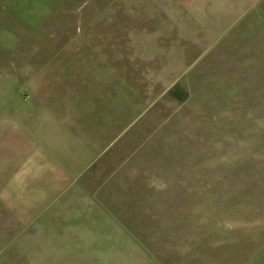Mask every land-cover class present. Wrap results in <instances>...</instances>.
Listing matches in <instances>:
<instances>
[{"label": "rangeland", "instance_id": "rangeland-1", "mask_svg": "<svg viewBox=\"0 0 264 264\" xmlns=\"http://www.w3.org/2000/svg\"><path fill=\"white\" fill-rule=\"evenodd\" d=\"M113 1L0 0L9 152L22 112L79 103L84 79L94 89V73L119 70L112 57L143 54L127 47V16L107 13ZM168 70L159 96L147 90L127 109L108 93V153L120 148L55 191L6 264H264V0Z\"/></svg>", "mask_w": 264, "mask_h": 264}, {"label": "crops", "instance_id": "crops-1", "mask_svg": "<svg viewBox=\"0 0 264 264\" xmlns=\"http://www.w3.org/2000/svg\"><path fill=\"white\" fill-rule=\"evenodd\" d=\"M261 2H112L107 13L127 16L126 30L130 32L127 47L132 48L131 51L136 46L145 48L143 54L128 55L127 65H119L112 57V63L118 65L120 71L113 69L88 75L96 76L95 87L92 89L84 79L86 91L80 94L79 103L64 104L61 108L48 105L45 116L43 109L30 108V115L22 112L20 127L16 123V131L21 134L14 135V152L7 150V140L0 141V264H6L7 255L21 253V248L11 244L21 237L26 227L35 225L49 212L56 190H65L78 175L98 160L110 158L120 148L108 153L117 138L112 139L111 135L118 118L103 114L112 110L113 104L125 109L129 108V103L133 106L135 96L141 97L147 90L152 89L159 96V90L167 85L168 69L189 56L199 42H220L254 14ZM140 24L143 26L138 28ZM135 30L155 33L145 36L141 42ZM138 62L144 65L136 67L134 64ZM108 93L116 100L112 105L108 103ZM155 100L156 97L152 102Z\"/></svg>", "mask_w": 264, "mask_h": 264}]
</instances>
